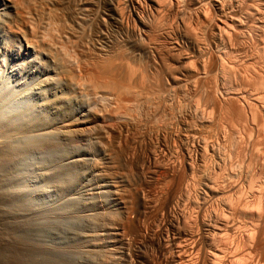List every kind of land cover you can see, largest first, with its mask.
<instances>
[{
  "label": "bare ground",
  "instance_id": "bare-ground-1",
  "mask_svg": "<svg viewBox=\"0 0 264 264\" xmlns=\"http://www.w3.org/2000/svg\"><path fill=\"white\" fill-rule=\"evenodd\" d=\"M262 44L264 0H0V258L264 264Z\"/></svg>",
  "mask_w": 264,
  "mask_h": 264
},
{
  "label": "rangeland",
  "instance_id": "rangeland-1",
  "mask_svg": "<svg viewBox=\"0 0 264 264\" xmlns=\"http://www.w3.org/2000/svg\"><path fill=\"white\" fill-rule=\"evenodd\" d=\"M248 41H250V40H248ZM262 45H264V44H262ZM260 46H261V45H260ZM258 48H259V46H258ZM258 48L256 47V49H258ZM256 49H254V47H253L252 51H255ZM257 52H260V51H258V50L255 51V54H258ZM253 54H254V52H253ZM255 54H254V55H255ZM260 54H261V53H259V55H260ZM255 56H256V55H255ZM236 59H237V58H236ZM239 59H240V57L237 59V61L242 62L241 59H240V60H239ZM258 60H259V59H258ZM239 62H238V63H239ZM258 63H260V62H254V63H252V65L250 64V65H251L250 68H255V66H256ZM239 64H240V63H239ZM244 64H246V63L244 62ZM255 64H256V65H255ZM253 65H254V66H253ZM260 65H261V64H258L256 67H258V66H260ZM243 66H244V65H243ZM245 66H246V67H247V66L249 67V64L247 63ZM245 66L242 67V65H241V66L239 65V67H237V69H238L237 71H239L241 67L243 68L242 70L246 69ZM252 66H253V67H252ZM248 67H247V68H248ZM242 70H241V71H242ZM241 71H239V72H241ZM242 72H243V71H242ZM237 73H238V72H237ZM237 73H236V74H237ZM240 74H241V73H239V75H240ZM239 75H238V76H239ZM236 77H237V75H236ZM236 77H234L236 80H235L234 78H233L234 80H232V82H234V81L236 82V83L234 82L235 84H237V82H241V80H242L241 78H238V77H237L238 80L240 79V80L238 81ZM240 77H241V76H240ZM234 83H233V84H234ZM235 84H234V85H235ZM239 84H241V83H239ZM234 85H233V86H234ZM253 86H254V85H253ZM223 96H224V95H223ZM217 120H218V119H217ZM217 120H216V121H217ZM225 120H226V119H225ZM225 120H223L224 122L221 123V125L223 124V125H222L223 127H220L221 125H220V123H219V121L221 122L222 120H218V121H217L218 123H217L216 121L214 122V123H216V125L219 124L220 126L218 125V127H217L218 129H216V127H215L216 125L213 124V125H214V126H213L214 128H213V127H212V129H211V127L209 128V130L211 131V134H210L211 136L209 135L210 132H209L208 128H207V129L205 128V129H206V133H207L206 135H208V136L205 135V137H207V139L210 141L209 137H210V138H211V137L213 138L214 135H215L216 133H220V134H221V135H220V134L215 135V137H214L213 139H211V141L213 140V142H214V141L217 142L215 139L220 137V140H219V139H217V140L219 141V144H220V145H223V146H224V147L222 146L224 149L227 148V149H225L226 152H227V153L225 152V155L227 156V163H230L229 160H230V161L232 160V162L237 161V160H233V159H236L235 157H236V154H237V152H234L233 149H235V151L238 150V146L235 145V144H237V143H235V142H236V141H240V140H239V136H240V139L243 138V139L245 140V142L247 143V141L249 140V135H248L249 133L246 134V135H248V136H247L248 139H247V137H246V135H245V133H247V132H246L247 130L244 128L245 130H244V132H243V130H242L243 127H241V126H239V125H237V126L235 125L234 128H236V130H238L239 134H240V132H243V133H244V134H242V135H244V137H243V136L241 137V134L239 135L237 131L234 132V131H235L234 128H232V129L230 128L233 124H235V122H232L233 124L230 122V124H232V125L230 126V124H228L227 122H226L227 124L225 123ZM226 121H227V120H226ZM228 122H229V121H228ZM227 125L230 126V127H228ZM225 126H226V127H225ZM232 127H233V126H232ZM219 128H220V129L223 131V133L226 135V136L224 135L225 137L223 136V133L220 132V129H219ZM222 128H223V129H222ZM239 128H240V130H239ZM214 129H215V131H213ZM226 129H227V130H226ZM230 129H231V135H229L230 133H227V131L230 132V131H229ZM233 129H234V130H233ZM217 130H219V131H217ZM225 130H226V132H225ZM241 130H242V131H241ZM208 132H209V133H208ZM215 132H216V133H215ZM233 132H234V133H233ZM226 133H227V134H226ZM235 133L238 134V140H237V136H236ZM212 134H213V135H212ZM234 134H235V136H234ZM216 136H217V137H216ZM221 136H222V137H221ZM228 136H229V138H228ZM233 136H234V143L232 144L231 142L233 141V139H232ZM230 137H232V138H230ZM228 139H230V140H228ZM246 139H247V141H246ZM251 139H252V142H253V140H254V135H253V138H251ZM221 140H222V141H221ZM227 140H228L229 142H227ZM241 140H242V139H241ZM224 141H225V142H224ZM230 141H231V142H230ZM262 141H263V142H262ZM221 142H222V143H221ZM223 142H224L225 144H224ZM226 142L228 143V145H226ZM258 142H259V140H258ZM229 144H230V146H229ZM231 144H232V145H231ZM260 144H264V139H263V138L260 139V143L258 144V146L256 147V149H255L254 152H257V151H259V152L261 151V153L264 152V151H262V150H264V145H261V147H260V146H259ZM225 145L228 146L229 148L226 147ZM234 145H235V147H232V146H234ZM231 148H233V149H231ZM258 148H260L261 150H260V149L258 150ZM228 150H229V152H228ZM231 150H232V151H231ZM82 151H84V150H82ZM230 151H231L232 153H231ZM84 152H86L87 155H85V156H80L79 160H77V163H75V164H76L75 166L80 170V171H79V181H80L81 183H82V182L89 181V180H91V179L93 178V176L98 175L99 173H101L100 168L97 167V169H98V170H97V169L95 168L96 166H94V164H93V163H95L99 158H98V157H95V158H96V159L94 158L95 160L93 159L92 161H89L88 159H89L90 157H88V156H89V155H88V151H84ZM228 153H231V154H228ZM234 153H235V154H234ZM227 154H228V155H227ZM233 154H234V155H233ZM229 155H230V159H229ZM232 155L234 156V158H233ZM232 158H233V159H232ZM81 159H82V160H81ZM78 161H79V162H78ZM82 161H83V162H82ZM86 161H87V163H88V161H89V163H88L89 165L86 163ZM94 161H95V162H94ZM98 161H99V160H98ZM101 162L103 163V161H100L99 164H101ZM83 163H84V164H83ZM91 163H92L93 166L91 165ZM208 163H209V164H211V163H212V164H215V162L213 163V160H210V161L208 160L206 163H204V164H206V166H207L208 168H210V170H212L211 172H210L209 169H207L206 166H204V164L202 163L201 165H202L203 167L200 168V171H198V172L196 171V172H194V173L188 174V179H189V181L192 182V180L195 179V180H197V182H200V181L198 180V178L201 177V179H202L203 176H198V175H202V174H203V175H204V174H205V175L210 174V175L213 176L214 178H215L216 176H217L216 178H218V176H220V177L222 178L221 175L223 174V171H224V170H225L224 172H226V173H224L223 176L226 177L225 175L228 173V169L226 170V168H225V169H224V168H221V169L219 170L218 167H216V166L214 167V165L211 166V165H209ZM86 164H87L88 166H87ZM83 165H84V166H83ZM86 166H87V167H86ZM90 166H91V167H90ZM210 166H211V167H210ZM99 167H102V166L99 165ZM103 167H105V166H103ZM212 167H214V170L211 169ZM80 168H81V169H80ZM82 168H83V169H82ZM90 168H91V169H90ZM204 168H205V169H204ZM93 169H94V170H93ZM203 169H204V172H201V170L203 171ZM215 169H216V173L214 172ZM222 169H223V170H222ZM82 170H83L84 172H83ZM87 170H88V172H89L88 176H87V173H88ZM91 170H92V171H91ZM96 170H97V171H96ZM90 171H91V172H90ZM205 171H206V172H205ZM98 172H99V173H98ZM208 172H209V173H208ZM199 173H200V174H199ZM201 173H202V174H201ZM211 173H212V174H211ZM217 173H218V174H217ZM221 173H222V174H221ZM192 174H193V175H192ZM216 174H217V175H216ZM197 177H198V178H197ZM220 177H219L218 179H221ZM87 178H88V179H87ZM216 178H215V179H216ZM199 179H200V178H199ZM195 180H194V182H192V183L194 184V186H195L198 190H200L199 187H201V185H197L198 183H195V182H196ZM96 182H98V183L100 184V186H98V183H96ZM82 184H84V183H82ZM95 184L97 185V188H98V187H102V185L104 186V181H103V180H97V181H95ZM190 184H191V183H190ZM199 184H200V183H199ZM96 185H95V186H96ZM197 186H198V187H197ZM195 187H194V188H195ZM196 188H195V190L197 191ZM80 191H81V190H79V192H80ZM96 195H98V196H97V197H98V198H97L98 200L102 199V197L99 196L100 193H98V194H96ZM215 206H217V205L214 204L213 209L215 208ZM196 209H197V206H196V208H195V207L193 208V212H196V211H197ZM205 214H206V213H205ZM48 219H50L51 222L54 221V219H53L52 217H49ZM51 219H52V220H51ZM34 251L36 252L35 249H34ZM0 259H1V258H0ZM3 259H4V258H3ZM3 259H1L2 261H0V264H1V263H3V264H4V263H5V264H12V261L4 259V260H5V262H4ZM6 262H7V263H6ZM8 262H9V263H8Z\"/></svg>",
  "mask_w": 264,
  "mask_h": 264
}]
</instances>
